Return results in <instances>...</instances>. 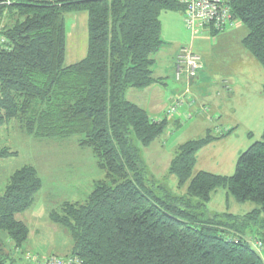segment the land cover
Listing matches in <instances>:
<instances>
[{
  "label": "trees",
  "instance_id": "trees-1",
  "mask_svg": "<svg viewBox=\"0 0 264 264\" xmlns=\"http://www.w3.org/2000/svg\"><path fill=\"white\" fill-rule=\"evenodd\" d=\"M229 4L245 28L242 45L264 69V0ZM80 10L88 15L87 55L65 65L67 14ZM184 10L177 0H0L1 123L17 120L40 138L81 136L80 146L105 171L86 200L50 213L71 232L72 255L82 264H264L253 245H264V132L233 175L195 170L197 153L214 140L210 134L178 145L167 174L181 194L155 185L142 158L169 120L151 118L129 93L158 80L153 55L164 44L161 14ZM41 187L30 165L7 181L0 264H19L14 249L25 247L29 227L16 215L33 205ZM219 189L255 207L241 216L210 212Z\"/></svg>",
  "mask_w": 264,
  "mask_h": 264
},
{
  "label": "rangeland",
  "instance_id": "rangeland-1",
  "mask_svg": "<svg viewBox=\"0 0 264 264\" xmlns=\"http://www.w3.org/2000/svg\"><path fill=\"white\" fill-rule=\"evenodd\" d=\"M237 22L239 24L237 29L216 37L210 35L209 30L195 35L194 49L197 54L200 53L203 60L192 80L196 83L193 90L186 74L178 79L182 82L176 81L177 66L174 65V57L181 47H190L192 43L190 33L187 42L178 44L177 35L168 33L160 52L153 55L157 61L153 71L158 73L160 69L166 74V81L169 80L165 89L157 85L156 89H150L151 91L136 89L145 95L140 96L137 92L139 95H135V99L138 102L134 100L135 103H144V109L151 118L159 120L167 117L169 120L165 134L149 147H144L142 158L147 172L156 182L155 185L166 186L171 193L182 192L177 188V178L167 174L178 145L210 134L214 140L197 153L195 170L233 175L241 154L262 139L264 69L242 45L245 28L239 20ZM66 30L65 65H71L87 55V13L83 10L68 13ZM181 41H186V37H181ZM210 86L212 91L214 88L217 89L211 92L210 97L195 94L197 90L203 91L205 87ZM164 90L166 91L164 100L166 98L168 100L167 110L178 104L176 114L181 112V117H184L186 112L184 110H188V118L182 120V124L171 125L172 118L176 115L168 116L167 110L164 114L161 112L158 117L153 116L155 112L152 110L156 111L158 107L151 108V105L146 104L156 101L158 102L156 104L160 105L163 102ZM219 105L221 110H217ZM161 106L162 104L159 110ZM81 138L78 135L40 138L28 134L17 120L3 123L0 121V152L2 153L5 148L9 149L8 154H0V197L11 174L23 166H34L42 180V187L36 194L33 205L16 215L29 227L25 247L14 249L19 264H34V261L32 263L29 260V257L32 259L33 256L41 260L47 256L68 257L73 254L71 232L66 227L54 223L50 213L59 210L66 202L86 200L93 191L96 180L105 178V171L99 168L92 150L80 146ZM254 207L255 204L252 202L237 201L224 189L214 193L207 205L210 212L240 216ZM260 253L263 254L261 251Z\"/></svg>",
  "mask_w": 264,
  "mask_h": 264
},
{
  "label": "built area",
  "instance_id": "built-area-1",
  "mask_svg": "<svg viewBox=\"0 0 264 264\" xmlns=\"http://www.w3.org/2000/svg\"><path fill=\"white\" fill-rule=\"evenodd\" d=\"M185 6L184 21L193 36L198 33L210 30L218 33L233 31L239 27L236 18L233 16L229 0H177ZM202 58L191 49H182L178 55L177 79L186 74L187 80L191 81L198 73ZM187 90H189L187 88ZM178 104L167 110L168 116L177 115ZM255 244V245H254ZM253 245L257 251L264 255V245L260 242H254ZM259 251V252H260ZM39 264H82L83 261L77 255L68 257L48 256L39 260L36 256L32 257Z\"/></svg>",
  "mask_w": 264,
  "mask_h": 264
},
{
  "label": "crops",
  "instance_id": "crops-1",
  "mask_svg": "<svg viewBox=\"0 0 264 264\" xmlns=\"http://www.w3.org/2000/svg\"><path fill=\"white\" fill-rule=\"evenodd\" d=\"M161 23H162V31H161V37H162V39H163V41H164V43L166 42L165 40H167V34L169 33V34H171V35H177V44L178 43H183V42H187L188 41V37H190L189 36V33H190V35L192 36L191 37V41H192V43H191V45H190V47H181V49H180V51L177 53V55L174 57V65L176 66V61H177V56L179 55V53L181 52V50L182 49H191L192 51H194L195 52V49H194V46H195V41H196V36H193V34H192V32H191V30L190 29H188L187 28V26H186V24H185V21H184V11H181V12H177V11H165V12H163L162 14H161ZM165 31V32H164ZM170 31V32H169ZM209 33H210V35H212V32L209 30ZM186 37V41H181V37ZM213 36V35H212ZM164 45V44H163ZM162 49V48H161ZM160 49V50H161ZM160 52V51H159ZM158 52V53H159ZM198 53V52H197ZM200 54V53H199ZM173 59V58H172ZM202 60H203V58H202ZM156 60H155V64H156ZM155 64H154V66H155ZM157 67H158V65H157ZM155 73V72H154ZM155 75H156V77H157V81L155 82V83H153L151 86H149V87H147V88H145V89H143V90H146V89H149L148 91H151L150 89H156L155 87H156V85L157 86H162L163 87V89H165L164 87H165V85H167V81H169V80H167L166 81V74L163 72V71H161L160 69H158V73H155ZM202 78V77H201ZM171 80V79H170ZM200 80V79H199ZM201 80H203V79H201ZM176 81L177 82H182V81H179L177 78H176ZM181 84V83H180ZM195 81H193L192 82V80H191V83H190V85L192 86L191 87V89L193 90V86H195ZM199 84V83H198ZM211 87L212 86H210V87H205L204 88V90L202 91V90H197V93L195 92V94L196 95H199V96H201V95H207V96H211V92H213V91H217V89L216 88H214L213 89V91L211 90ZM187 89V88H186ZM186 89L184 90V91H186ZM216 89V90H215ZM153 91V90H152ZM137 92H139L140 93V96H144L145 94H144V92H141V90H136V89H132L131 91H130V93H129V98L132 100V101H134L135 100V102H138L136 99H135V95H139ZM165 90H164V94H163V102L161 103L162 104V106H161V110H159V106L161 105H157L156 103H158V102H151L150 104L148 103V102H146V104L147 105H151V108H156V107H158V109L155 111V109L154 110H152V112H155V114L153 113V116H155V117H158L159 115H160V113L161 112H163V114L166 112V110H167V108H168V104L166 103L168 100H167V98L164 100V97H165ZM184 93V92H183ZM175 96V95H174ZM140 98V97H139ZM144 98V97H143ZM154 101V100H153ZM139 104H141L140 106L141 107H143L144 108V106H143V104L144 103H139ZM221 106L219 105L218 107H217V110H221V108H220ZM186 111V112H185ZM184 117H181L180 116V113L181 112H179L175 117H173L172 118V122H171V125H173V126H176V125H178V123L179 124H182L183 123V121H184V119L187 117L188 118V114H187V112H188V110H184ZM154 118V117H153ZM183 120V121H182ZM187 120V119H186ZM168 166V165H167Z\"/></svg>",
  "mask_w": 264,
  "mask_h": 264
}]
</instances>
